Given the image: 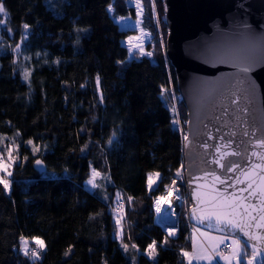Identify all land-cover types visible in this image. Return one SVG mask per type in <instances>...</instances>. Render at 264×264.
I'll return each mask as SVG.
<instances>
[{"label": "trees", "instance_id": "1", "mask_svg": "<svg viewBox=\"0 0 264 264\" xmlns=\"http://www.w3.org/2000/svg\"><path fill=\"white\" fill-rule=\"evenodd\" d=\"M110 3L114 14L134 15L127 0H0V138L17 158L10 192L0 185V264H33L21 237L31 246L33 237L45 241L35 264H186L185 203L174 237L152 208L181 173L186 122L164 51L163 3L155 0L153 13L152 0H141L152 55L140 58H128V31ZM93 169L101 175L88 189ZM151 171L159 179L150 189ZM240 246L246 255L236 264H245L250 252Z\"/></svg>", "mask_w": 264, "mask_h": 264}, {"label": "water", "instance_id": "2", "mask_svg": "<svg viewBox=\"0 0 264 264\" xmlns=\"http://www.w3.org/2000/svg\"><path fill=\"white\" fill-rule=\"evenodd\" d=\"M162 3L164 51L186 111L182 173L189 223L238 240L250 252L245 264L259 250L253 264H264V228L256 227L264 208V148L257 146L264 138V0ZM225 152L222 163L238 166L232 172L214 162ZM249 183L254 196L239 191Z\"/></svg>", "mask_w": 264, "mask_h": 264}, {"label": "snow or ice", "instance_id": "3", "mask_svg": "<svg viewBox=\"0 0 264 264\" xmlns=\"http://www.w3.org/2000/svg\"><path fill=\"white\" fill-rule=\"evenodd\" d=\"M136 6H137V9H138V12H137L138 16L139 15H143L144 8H143V6L141 4V0H136ZM108 11L109 12L114 11V8H113L112 5H109ZM155 11H156L155 0H152V12L154 13ZM0 14L7 15V13L5 11V8L3 7L2 4H0ZM120 19L123 20L124 17H121ZM5 23H6L5 20L0 19V25H4ZM139 24H140V21L138 20L137 21V26H139ZM24 28H25V30H27L29 28V25L25 24L24 25ZM142 35H147V34L146 33H143V31H142ZM133 39L139 40L140 37H129V43L130 44H131V41ZM19 47H20V45H17V48H19ZM132 48H138V49H140L141 55H148V56H151L152 55V53H150V52H147V53L144 52L140 44H133L129 48V52L130 53L132 52ZM240 70H241L242 73H245L246 74L249 71V67L248 66H244ZM28 75H29V73L27 71H25L24 78L26 80L28 78ZM96 80H97V87L99 89V84H100V78H99V76H97ZM165 92H166V90L162 88L161 89V95L164 96ZM173 99H175V97H173ZM232 103L233 104H236L237 103V100L233 99L232 100ZM174 123H178V121H174ZM244 134H245V136H248V135L255 136V133L254 132L250 134L247 130L245 131ZM209 138L212 139L213 137L210 135ZM0 139H3V138H0ZM187 139H188V137L185 136V140H187ZM221 139H223V137H221ZM32 143L33 142L31 140L28 141V144H32ZM228 143L230 144L231 141H229ZM257 146L258 147H261V148H264V138H261V139L258 140ZM204 147L207 148L208 145L205 144ZM36 151H38V149L36 147H33V153H35ZM217 151L218 152L220 151V148L219 147L217 148ZM227 155H228V153L225 152L219 159L215 160L214 162L217 163V164H219L222 169H225L228 172H232V171H234L235 167H238V166H236V165L229 166V165H227L225 163H222V161L224 160V158ZM232 155H238V153L233 152ZM27 159H28L27 157H24V160H27ZM262 159H264V157H262ZM9 161H10V163H6L4 161L3 156H0V173H4V175H0V185H3V189H4L5 192H10L11 184H12V181L9 179V177H11L13 175V173L11 171H9V169L13 165L17 164V158L12 155V151L11 150H9ZM35 163L37 165H42V161L41 160H36ZM179 174L180 173L177 172V175H179ZM100 175L101 174L98 171H96L95 169H93L92 170V173H91V177L87 181V184L90 185L92 188H96L98 185L96 184L95 181H96V178L98 176H100ZM155 175L157 177H159V173H156ZM217 179H219V177H217ZM261 179L264 180V177H262ZM238 182H240V181H238ZM154 183H156V181L152 180L151 179V176H150L149 177V188L150 189H151V187H152V185ZM221 183H223V181H221ZM240 183H242V182H240ZM173 184H175V181H173ZM252 187H253L252 184L249 183L247 185V188H240L239 191L241 193L248 192V195L249 196H254L256 194L255 190L249 191V189H252ZM260 191H261V195H264V188H262ZM169 195H171V193H169ZM117 197L119 199V194H117ZM129 199H131V198H129ZM163 199L164 198H158L157 201H156V204H157L156 211H157L158 214L161 212L160 205H161V201ZM262 203H264V201H262ZM251 206L253 207V209L256 208L255 205H251ZM259 211L262 214L259 216V221L256 223V227L257 228H264V208H261ZM217 219L219 220V219H221V217L219 215H217ZM252 219L255 221L256 220V217H252ZM230 222L233 223L235 227H241L239 224H236L234 221H230ZM116 224L118 226V230L116 232V236H117V238H120L121 235H122V229H120L121 220L120 219H117ZM245 226L246 227H251V224H246ZM172 234H173L172 232L169 233V235H172ZM21 240H22V244H23V248H22L23 254L26 257H29V259L33 260V264H35V261L40 260L41 253L46 249L45 241L42 240L39 237H33L32 238V240L34 241V243L37 246V249L39 250V251H37L36 249H31V248L28 247V240L27 239L21 237ZM233 243L237 245V248L234 251H235V254L238 257L243 256V255H246V253H244L243 251H241L239 242L233 241ZM127 247H128L127 245H124L125 250H127ZM133 247H136V246L133 245ZM148 248L150 250L149 251V256H153L155 254V251H156L155 241L152 244H150L148 246ZM66 255H67V253H66ZM184 255L185 256H188V253L185 252ZM259 255H261L260 251L254 249L253 255H252V257L250 259H248L247 264H253V261L256 260Z\"/></svg>", "mask_w": 264, "mask_h": 264}, {"label": "rangeland", "instance_id": "4", "mask_svg": "<svg viewBox=\"0 0 264 264\" xmlns=\"http://www.w3.org/2000/svg\"><path fill=\"white\" fill-rule=\"evenodd\" d=\"M127 3L128 4H132V5L135 6L134 15H132V14H128V15H117V14H114L113 11L112 12H109L108 11V12L110 13L112 19L118 24V26H119L120 29L127 30L128 31L127 32V35L124 38H122V40H121V43L127 48L128 58H134V57L135 58H140L142 56H148V55H141L140 49H138V48H132V52L131 53L129 52V48L133 44H140L144 52H146V53L149 52L146 49V43H147V41L150 38V32L145 27L142 26L141 15L138 16V14H137L138 9H137V6H136V0H127ZM109 5H112V4L110 3ZM109 5H108V8H109ZM121 17H124V19L121 20L120 19ZM138 20L140 21L139 26H137V21ZM142 31H143V33H146L147 35H142ZM129 37H140V39L139 40L133 39L131 41V44H130L129 43ZM174 108H175V106H174ZM175 115H176L175 116V121H178V123H175V126H178L179 127V113H177V114L175 113ZM184 135H185V130H184ZM0 137H2V136H0ZM9 150H11L13 152L12 148L11 147H7L5 145L3 139H0V156H3L4 157V155H5L7 158H9ZM4 161L6 162L5 159H4ZM156 173H158V172L157 171L148 172V174H147V185H148V187H149V177L150 176H151V179L154 180V181H156V183H157L159 177H157L155 175ZM0 175H4V173H0ZM172 180L173 181L174 180L183 181L184 180V176H183L182 170H181V173L179 175H177L175 178H173ZM156 183H154L152 185V187L155 186ZM85 185H86V187L88 189H91L92 188L90 185L87 184V181H86ZM174 185L176 186L177 183H175V184H172V183L169 184V186L167 187L165 193L162 196L165 197V195H167L169 193V191L171 190L172 186H174ZM178 185H180V184L178 183ZM183 203H185V205H186V216L188 218L187 209L190 206V202H188V198H187L186 194L184 196L182 194V199H181V202H180V205H179L180 208L183 205ZM192 226L193 227H190L191 230L196 229V230H198L200 232L202 231V232H207L208 234L209 233L211 234V232H208V231L203 230L201 228H197L194 225H192ZM168 228H170V227L168 226ZM173 231H175V233H176L177 229H174ZM236 241L239 242L238 240H236ZM33 242H32V244H35ZM28 246L30 247L31 245L28 244ZM22 248H23V244H21V247H20V250L21 251H22ZM218 255L220 256V254H218Z\"/></svg>", "mask_w": 264, "mask_h": 264}, {"label": "crops", "instance_id": "5", "mask_svg": "<svg viewBox=\"0 0 264 264\" xmlns=\"http://www.w3.org/2000/svg\"><path fill=\"white\" fill-rule=\"evenodd\" d=\"M195 230L196 229L191 230V246L190 249L186 251V253H188V256H185L186 264L237 263L239 257L234 251L237 248V245L233 243V241H236L235 239L220 234H208L207 232ZM225 242L230 243L231 246L225 255L219 256L218 247ZM241 251H243L242 248Z\"/></svg>", "mask_w": 264, "mask_h": 264}, {"label": "built area", "instance_id": "6", "mask_svg": "<svg viewBox=\"0 0 264 264\" xmlns=\"http://www.w3.org/2000/svg\"><path fill=\"white\" fill-rule=\"evenodd\" d=\"M178 179V178H177ZM175 181V183H177V185H176V189L175 190H177V196L179 197V199H180V202H181V199H182V186L185 188V191H186V183H185V179L183 180V181H178V180H174ZM172 184H173V180H172V182H171ZM170 183V184H171ZM178 183L180 184V185H178ZM170 192V191H169ZM165 193V192H164ZM163 193V194H164ZM163 194H161V195H158V196H156V197H154L153 199H152V208H153V211H154V215H155V221L161 226V228L163 229V227L165 228V229H163L164 230V232L169 236V237H174L175 236V231H173L174 229H177V227H178V222H177V215H174L172 218H170V219H168L167 217V214L164 212V210L161 208V212L158 214L157 213V211H156V207H157V204H156V201H157V199L158 198H162L163 196ZM167 195H169V193L167 194ZM167 195H165V197H163V198H166L167 197ZM188 202H189V200H188ZM180 205V204H179ZM168 226L170 227V228H168ZM190 227H193L192 226V224H190ZM174 228V229H173ZM170 232H172L173 234L172 235H169V233ZM230 243H228V242H225V243H222V244H220L219 245V247H218V253L220 254V255H225V253H227L228 252V250H229V248H230ZM29 248H31V249H36L37 251H39L38 249H37V247L36 246H30ZM30 255V254H29Z\"/></svg>", "mask_w": 264, "mask_h": 264}, {"label": "bare ground", "instance_id": "7", "mask_svg": "<svg viewBox=\"0 0 264 264\" xmlns=\"http://www.w3.org/2000/svg\"><path fill=\"white\" fill-rule=\"evenodd\" d=\"M163 20L165 22L164 13H163ZM175 189H176V186L175 185L172 186L169 192L171 193V195H167V197L161 201V205H160V207L167 214L168 219L172 218L174 215H178L179 210H180V206H179L180 199L177 196V190Z\"/></svg>", "mask_w": 264, "mask_h": 264}]
</instances>
